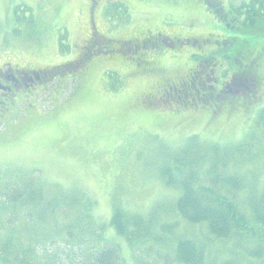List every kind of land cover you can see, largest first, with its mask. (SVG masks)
I'll list each match as a JSON object with an SVG mask.
<instances>
[{"label": "rangeland", "instance_id": "rangeland-1", "mask_svg": "<svg viewBox=\"0 0 264 264\" xmlns=\"http://www.w3.org/2000/svg\"><path fill=\"white\" fill-rule=\"evenodd\" d=\"M216 1L217 13L210 15L195 0H98L92 14L89 0H0V68L6 64L44 77L34 83L20 80L17 107L13 113L0 112V174L34 172L45 186L78 190L91 199L102 233L115 239L123 264H135L134 253L140 246L131 250L114 234L108 226L111 210L118 204L124 211L136 212L152 201L169 200L157 175L167 154L163 144L174 146L192 135L200 146L201 142L236 143L250 129L253 117L242 111L201 108V103L189 106L178 98L162 105L165 98L158 84L164 75L176 70L183 74L190 66L183 63L193 59L184 56L188 45L164 53L150 51L135 69L130 51L123 53L127 48L116 42L133 39L147 29L200 35L215 23L234 30L229 36H238L228 7L241 0ZM91 34L95 40L86 45ZM106 42L109 52L103 51ZM226 46H221L223 52ZM84 47L88 50L83 67L56 70V65L78 60ZM171 54H182L181 59ZM218 55L217 76L226 77L224 67L237 68V60L245 64L240 58L243 53L231 62L233 55ZM257 56L261 63L254 71L260 105L264 102V41ZM150 67L162 72L149 73ZM235 78H230V88L236 90L243 84ZM19 97L23 100L17 103ZM155 100L162 103L152 105ZM241 168L258 180L263 177L261 157ZM182 231L198 232L190 226ZM217 251L227 254L221 247Z\"/></svg>", "mask_w": 264, "mask_h": 264}, {"label": "trees", "instance_id": "trees-1", "mask_svg": "<svg viewBox=\"0 0 264 264\" xmlns=\"http://www.w3.org/2000/svg\"><path fill=\"white\" fill-rule=\"evenodd\" d=\"M97 2L90 0V14ZM228 13L239 35L229 36L234 30L217 25L227 39L217 44L213 54L233 55L230 62L245 54L240 57L245 64L237 60V68L226 69L243 85L236 90L230 88L233 85L217 89L215 100L208 96L201 108L246 112L253 123L241 141L229 145L201 142L200 146L195 135L174 146L162 143L167 154L157 175L169 200L152 201L136 212L117 204L108 221L131 250L140 246L134 253L135 264L264 262V173L258 180L241 168L258 157L264 164V102L258 105L261 97L255 75L261 63L257 55L263 50L264 0L229 4ZM94 40L91 34L86 45ZM106 44L103 51L109 52ZM223 45H227L225 53ZM87 50L84 47L78 60L54 67L63 72L83 67ZM51 189L34 172L0 174V264H123L115 239L102 233L92 200L78 190ZM187 226L198 232L186 234L182 228ZM218 247L227 254H219Z\"/></svg>", "mask_w": 264, "mask_h": 264}, {"label": "flooded vegetation", "instance_id": "flooded-vegetation-1", "mask_svg": "<svg viewBox=\"0 0 264 264\" xmlns=\"http://www.w3.org/2000/svg\"><path fill=\"white\" fill-rule=\"evenodd\" d=\"M198 4L203 5V12L205 13L210 12V15L214 14L213 11L217 13L216 0H201ZM97 5H99L98 2ZM103 6H105V4ZM217 35L223 38H217ZM225 39L227 38L223 36L222 31L219 32L217 23H215L210 29H204V32L200 35H188V33L182 35L180 33L166 34L161 31L153 33L150 29H147L140 36H135V38L129 40L117 41L116 43L118 47L122 45V47L127 48L123 53L130 51L128 53L132 57L135 54H139L133 59L137 64V66L134 67L135 69L139 68L141 64L145 62L144 55H147L150 51L153 52V50H156L155 52L164 53L167 49H172L174 46L181 48L188 45V49L184 56L187 60L191 57L193 59L190 62L187 61L183 63L190 66L185 69L183 74L176 70L164 75L163 81L161 85L159 82L158 87H160L159 91H161L160 93L165 98L163 103L161 102L162 105H166L167 101L173 98L185 100L184 104L188 101L191 104H198L208 96L215 100L217 97V83H219L218 90L229 87L233 72H226V68L224 67L225 71L222 72V74H226L227 76L221 77L219 74L217 76V58L213 54L217 50V43ZM187 42L189 44H187ZM181 55L171 54L172 58L175 60H180ZM197 56L200 58L198 59ZM3 67L4 68H0V93H2L0 95V101L5 99L6 101L3 105L0 104V107L2 108L1 112L6 113L10 109L6 104L10 105V107L13 105L17 106L14 102L20 90L18 86L20 80L22 81L24 78H28L29 82L34 83L44 77L39 74V78H37L38 74L35 70L31 72V70L23 68L7 67L6 64H3ZM156 70L161 71V68L154 69L150 67L149 73L155 72ZM23 85L26 86L25 83ZM19 98L20 100H17V103L23 100L21 99L22 97ZM158 102L159 101L155 100L152 101L151 104L155 105Z\"/></svg>", "mask_w": 264, "mask_h": 264}, {"label": "bare ground", "instance_id": "bare-ground-1", "mask_svg": "<svg viewBox=\"0 0 264 264\" xmlns=\"http://www.w3.org/2000/svg\"><path fill=\"white\" fill-rule=\"evenodd\" d=\"M128 58V57H127ZM128 60V59H127ZM111 88V87H110ZM183 169V168H182Z\"/></svg>", "mask_w": 264, "mask_h": 264}]
</instances>
